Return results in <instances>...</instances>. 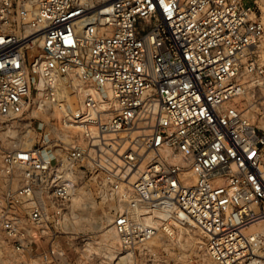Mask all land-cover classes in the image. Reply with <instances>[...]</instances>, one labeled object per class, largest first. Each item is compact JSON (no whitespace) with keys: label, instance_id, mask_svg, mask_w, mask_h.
Listing matches in <instances>:
<instances>
[{"label":"built area","instance_id":"obj_1","mask_svg":"<svg viewBox=\"0 0 264 264\" xmlns=\"http://www.w3.org/2000/svg\"><path fill=\"white\" fill-rule=\"evenodd\" d=\"M258 2L0 0V238L15 264H97L74 228L89 196L118 204L124 256L190 226L216 264H264Z\"/></svg>","mask_w":264,"mask_h":264},{"label":"rangeland","instance_id":"obj_2","mask_svg":"<svg viewBox=\"0 0 264 264\" xmlns=\"http://www.w3.org/2000/svg\"><path fill=\"white\" fill-rule=\"evenodd\" d=\"M252 1L245 0L248 4ZM258 6L259 17L264 21V0H259ZM259 57L264 65V41L259 48ZM252 95V117L257 124L264 125V84L256 87L249 96ZM97 197L89 196L86 206L78 204L76 207L79 218L74 224L75 231L89 242V247L79 249L81 255H93L97 264L103 261L112 264L119 258L122 264H216L200 248L201 232L190 226L172 229L170 234L161 231L146 247L137 249L131 256H124L126 252H121L119 237L113 229V215L118 204ZM0 264H15L1 238Z\"/></svg>","mask_w":264,"mask_h":264},{"label":"bare ground","instance_id":"obj_3","mask_svg":"<svg viewBox=\"0 0 264 264\" xmlns=\"http://www.w3.org/2000/svg\"><path fill=\"white\" fill-rule=\"evenodd\" d=\"M260 85H262V84H260ZM252 119H253V121L255 122V120H254V118L252 117Z\"/></svg>","mask_w":264,"mask_h":264}]
</instances>
